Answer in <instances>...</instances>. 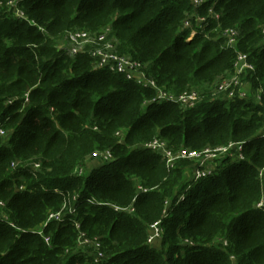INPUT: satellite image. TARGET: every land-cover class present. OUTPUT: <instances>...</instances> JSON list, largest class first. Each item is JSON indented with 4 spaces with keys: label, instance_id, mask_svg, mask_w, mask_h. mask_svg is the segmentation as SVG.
<instances>
[{
    "label": "trees",
    "instance_id": "1",
    "mask_svg": "<svg viewBox=\"0 0 264 264\" xmlns=\"http://www.w3.org/2000/svg\"><path fill=\"white\" fill-rule=\"evenodd\" d=\"M19 1L29 18L10 13ZM194 6L192 0H0V125L6 130L0 135V264H230L243 247L249 250L242 264L264 262V206H257L264 190L258 178L264 100L254 105L237 97L226 104L216 86L210 91L219 77L234 73L238 53H245L264 98V0ZM193 11L209 22L189 39L184 24ZM78 30L116 34L120 55L137 64V76L96 69L92 52L71 55L64 44ZM227 30L238 36L224 48ZM192 87L205 99L191 108L157 98L160 90L179 96ZM11 123L17 125L12 134ZM162 138L197 149L239 141L251 157L226 155L213 175L187 181L160 151L144 147ZM105 149L113 160L91 157ZM88 154L94 166L82 165ZM139 184L148 190L139 192ZM58 188L78 191L76 220L83 233L101 238L100 263L74 248L80 230L71 215L49 222L44 234L31 231L63 206ZM134 198L136 215L109 206L126 207ZM217 215L225 247L201 241ZM158 219L167 230L160 246L148 244L146 233Z\"/></svg>",
    "mask_w": 264,
    "mask_h": 264
},
{
    "label": "rangeland",
    "instance_id": "2",
    "mask_svg": "<svg viewBox=\"0 0 264 264\" xmlns=\"http://www.w3.org/2000/svg\"><path fill=\"white\" fill-rule=\"evenodd\" d=\"M201 7L202 6H200L199 8H196L194 6V8L196 10L200 9ZM10 13L14 17H24V18L28 17V15L21 8L20 1L12 4ZM209 13L212 16H214L215 11L211 8L209 10ZM189 16H190L189 19L187 21H185L184 29H190L191 30L188 38L192 39L197 33H199L198 29H200V32H202V30H205L207 28V26H205V25L203 26L201 23V20L204 17V15L195 14L193 11V13L189 14ZM198 20H199V22H195ZM221 37L223 39L224 48L226 46H229L231 41L229 43L225 44V36L221 34ZM107 39L112 43V47L109 49V51L107 53V58H108V60L114 61V57L116 55H118V53L123 54V53H121V52H123V45L121 44L120 38L116 34H113V32L110 33V36L107 37ZM86 45L87 44H85V46L82 48V52H87V53L93 52L94 45L92 43H89L87 46ZM64 46L67 49L68 48L70 49L72 47L69 43H67V40H66V43L64 44ZM126 58L128 60L131 59L130 57H126ZM129 61L131 62V60H129ZM131 63H133L132 66H129V67L127 66V75L129 76V74H130L131 76H137V72L139 70V67L137 66L136 63H134V62H131ZM246 63L248 64V58L246 59ZM254 70H255V67H254ZM249 71L250 70H247V67L244 66L240 70L239 69L237 71L234 70V73L231 72V73H226V74L222 75L221 77H219V79H217L211 85L210 91H213L214 87L216 86L215 94H218L221 97L220 98L221 100L227 101L226 104L237 103L236 102L237 97L244 99V100L248 101V103H252L254 105L262 103V101L264 100V98L262 96L263 90H262V88H258V87L255 88L254 87L255 84L253 83V78L255 75H253ZM225 80H228V83H226L225 88L222 91H224L226 89H228V91L227 92H219L217 90V87L219 85L218 83H220V82L222 83ZM200 91H201L200 89L192 87V88H188L187 91L183 92L182 94L188 95V93H189V95H190V92H196L198 95H200ZM191 96L193 97V99H190V98L188 99V100H190L189 104H187V105L179 104L181 110L184 108H191L189 105L196 106L199 102H203L205 99V98L202 99V97H200L198 99V96L194 93H191ZM215 98H219V97H215ZM229 101H230V103H229ZM258 102H260V103H258ZM252 104H251V106H252ZM237 108L238 107H236V110H237ZM244 109H247V108H244ZM249 114H251V113H249ZM19 119H20V117L18 118V120L16 122L17 125H18ZM262 123L264 124V120L262 121ZM17 125L15 123H13V125H12V123H11V125L8 128L10 134H12V132L14 131V129ZM118 133H117V135H118ZM120 136H121V138H123L125 136V132L120 134ZM162 139H164V138H162ZM160 141L162 142V145L165 146L166 148H168L169 150L174 151V149H176L174 151L175 154H180L179 152L183 151V150H187L189 152L190 151L196 152V155L190 156V157H185V158L180 160L181 162H179V163L177 162L173 166V169L174 168H180L181 171H183V173H184L183 178H184V180H187V181L194 179V176L196 175V173L200 169L206 170V171H208L209 169H212L211 174L213 175L217 171L218 166L220 165V161L223 160L227 155V152L226 153L221 152L220 150L224 147H229V145L232 143H234V144L229 147L228 154L244 155L246 159H247V157H251V154H249V156L246 155L247 150L245 149V147L240 148L241 146L239 144H236L239 141H231L228 144L217 146V147H212L211 146L212 144H209V146H207L205 148L203 147V148H198V149L193 148V147H189V146L184 145V144L179 145L178 143H175L172 140H165L164 139L163 141L162 140H160ZM199 149H203V150H199ZM105 150H108V149H105ZM101 151H104V150H101ZM110 153H111L112 157H109V161L114 159L113 152H110ZM89 156L90 155L88 154L87 156L84 157V159L82 161V163H83L82 165H84L86 162H88V160H90ZM92 157L94 158L95 155H93ZM101 159H104V158L102 157ZM101 159L97 160V162L98 161L100 162ZM16 161H18L19 163H23V164H30L29 162H25L23 160H16ZM12 162H11V166H12ZM78 165H81V164H78ZM89 165L94 166L91 163H89ZM75 167L77 169L78 166L75 165ZM88 168H90V166ZM258 178L260 179V181H259L260 185L263 186L262 180H264V177H260V174H258ZM58 189L60 191H63L61 188H58ZM138 190L140 192V190L146 191L148 189L143 188V186H141L139 184ZM139 192L137 191V194ZM262 192H263V196H262L261 200L259 202H257V204H261V205L256 204L257 206H264V190H262ZM70 194L74 195V196H79L78 191L71 192L70 189H67L64 192V197H62V201L64 200V203H65L64 208H63V212L66 213V215H71L76 219L79 217L78 215L80 213L78 211L79 206L74 205V203L71 202V199H70V202H68V203L66 202V201H68ZM182 198H184V197H182ZM93 199L95 201H97L99 204H105L106 203L103 200H101L99 202L97 199H95V198H93ZM135 201H136V199L134 198L133 202L129 206H126V207H124L121 203H118V202H114L115 204L109 203L110 204L109 206L114 208V210H120L121 212H126L127 214L134 213L136 215V210L134 207ZM2 205H3L2 207H5L4 203H2ZM169 207H170V205H166V210ZM169 210H170V208L167 210V212L165 213V216H163V218L166 217ZM53 213H55V212H53V210H51L47 214V221L51 218V214H53ZM52 216H54V214ZM218 217H219L218 215L215 216L213 218L211 224L205 229L207 236L204 240H201V241L211 242L214 244L221 245L222 247H225L227 245V242L225 241L224 238L219 237L220 234L218 233L217 228H216ZM159 219L152 222L150 224L148 230L146 229V233L148 231V234H151V235H149V237L147 239L148 244L160 246L159 242L162 239H165V236L167 234V230L163 225V221H161ZM47 221H46V223H47ZM53 221L57 222L56 219H53ZM49 222H51V221H49ZM48 223L46 225L47 226L46 229L51 224V223L50 224H48ZM44 227L45 226H40L38 228H44ZM46 229H45V232L50 234L51 229L48 232ZM77 235H80L79 236L80 240L77 242L76 247H74V248L82 251L83 253H86L87 256L91 257L92 263H94V262L98 263L95 261V258H96L95 253L96 252L105 253L103 250V244H102L101 238L99 236H89L87 233H82L81 225H80V232H78ZM212 237H214V239L212 241H207V240L211 239ZM186 240L187 239L183 238V243L186 242ZM45 241L47 243L51 244L52 243V237L49 235L45 239ZM161 247L163 248V246H161ZM232 247L234 250H236L233 243H232ZM248 250H249L248 247H243L242 250L239 252V254L234 253L233 255H235V256H231V258H229L230 264H242L243 257ZM241 256H243V257H241ZM245 258L248 259L247 257H245ZM259 264H264V262L259 263Z\"/></svg>",
    "mask_w": 264,
    "mask_h": 264
},
{
    "label": "built area",
    "instance_id": "3",
    "mask_svg": "<svg viewBox=\"0 0 264 264\" xmlns=\"http://www.w3.org/2000/svg\"><path fill=\"white\" fill-rule=\"evenodd\" d=\"M206 0H192V2L194 3L196 8H199L200 6L203 5V3ZM199 22V20L197 21ZM208 20L206 18H202L201 23L204 26H208ZM235 34V35H234ZM226 36L228 38L227 43H230L229 46H233L235 45L236 41H237V36H238V32L235 30H227L226 31ZM67 43H69L72 47L69 49L68 51L70 52L71 55H76L82 52V48L85 46V44H89L92 43L94 45V50L92 52V54L97 57L99 59V63L96 65V69H102V68H106L109 67L111 70H118L120 72H124L127 71V66H132L133 63H131L125 56L120 55V53H118V55H116L114 57V61L113 60H108L107 58V53L109 51V49L112 47V43L107 39V37L105 36V34H95L92 35L90 32H86V31H73L70 32L67 37H66ZM86 45V46H87ZM248 58V55L245 53H238L237 59L235 61L234 64V70L237 71L238 69H242L244 66L247 67V70H252L254 71V66L249 63H246V59ZM133 76H131L129 74L128 78H132ZM153 87L157 86V83L155 80L150 79V82L148 84H150ZM226 83H228V80L223 81L221 84L218 85L217 90L219 92H227L228 89L222 91L225 88ZM158 87V86H157ZM161 93L157 96V98L159 100H167V101H172V102H176V103H180V104H184L187 105L189 104L190 99H193V97L191 96V93H194L198 96V94L196 92H190V95L188 93V95H183L180 94L179 96H175L173 94H169L163 90H160ZM189 106H193V105H189ZM6 133V130L0 125V135H4ZM119 134V133H118ZM261 136L264 137V132H261ZM234 143L230 144V146H232ZM236 144H239L241 147H244L245 143H240L237 142ZM144 147L154 150V151H160L164 158H167V164L171 167H173V165L175 164L176 161L183 159L185 157H190V156H194L196 155V152L194 151H187V150H183L180 151V154H175V152H172L171 150H169L168 148H166L165 146L162 145V142L159 139H154L153 141L144 144ZM229 147H224L222 148L220 151L221 152H227V156L233 158V160H237V161H242L245 160V156L244 155H237V154H228V149ZM110 150H105V151H95V153H92L91 157L93 155H95L94 158H104L102 160H109V157H112ZM93 158V157H92ZM13 169H16L18 167L17 163L12 162V166ZM84 170L80 169L79 174H83ZM212 173V169H209L208 171L206 170H198V172L196 173V175L194 176L195 179H202V178H206L209 177ZM260 177H264V168L261 169V173H260ZM55 193H63L62 191H60L59 189H55ZM64 196V195H63ZM74 203V205L79 206L80 204V197L79 196H74L71 195L69 196L68 201H66L67 203L70 202ZM88 202L90 203H95V201L93 199H88ZM65 203H63V206L60 208L59 211L53 213L54 216H52L53 214H51V218L47 221V223L49 221H53V219H56L57 221H63L65 219L66 213L63 212V208H64ZM261 205V204H258ZM74 225L77 229L80 230V222L78 220H74ZM47 223L45 222V224H43V226H46ZM32 232L35 233H40V234H44V229L43 228H36V229H31ZM83 233V232H82ZM45 236V235H44ZM80 236V235H79ZM47 238V236L45 237V239ZM80 240V238L78 237V241ZM95 261L100 263L102 260H104L105 257V253H99L96 252L95 253Z\"/></svg>",
    "mask_w": 264,
    "mask_h": 264
},
{
    "label": "crops",
    "instance_id": "4",
    "mask_svg": "<svg viewBox=\"0 0 264 264\" xmlns=\"http://www.w3.org/2000/svg\"><path fill=\"white\" fill-rule=\"evenodd\" d=\"M165 101H167V100H165ZM172 102V101H171ZM176 103V102H175ZM246 160V159H245Z\"/></svg>",
    "mask_w": 264,
    "mask_h": 264
}]
</instances>
